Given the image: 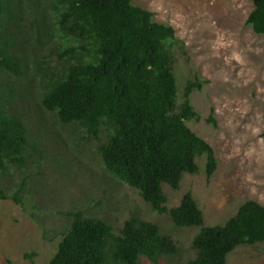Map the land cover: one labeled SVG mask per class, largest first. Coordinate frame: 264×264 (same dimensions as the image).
I'll use <instances>...</instances> for the list:
<instances>
[{
	"label": "trees",
	"instance_id": "1",
	"mask_svg": "<svg viewBox=\"0 0 264 264\" xmlns=\"http://www.w3.org/2000/svg\"><path fill=\"white\" fill-rule=\"evenodd\" d=\"M35 1L34 6L47 3L50 16H43L35 33L40 50L44 38L62 41L56 64L62 71L50 68L48 56L41 60L35 53L34 64L43 76L41 108L61 125L85 129L91 139L101 141L106 135L97 149L106 173L138 191L176 227L199 230L193 241L196 256L188 264H228L237 249L264 244V205L256 201L245 202L223 226H207L192 192L178 207H167L165 187L180 191L187 174L199 173L200 159H205L208 178L219 167L213 147L188 126L201 121L191 96L208 81H188L178 104L174 51H184L185 44L175 29L134 0ZM26 4L0 0V71L16 78L32 69L29 54H10L18 40L10 36L11 24L26 19ZM248 25L264 36V0H254ZM14 96V90L0 83V175H12V170L21 174L11 191L0 187V201L25 209L33 177L27 169L40 165L43 155L14 110ZM207 122L218 127L213 115ZM68 216L70 225L49 264H141L143 259L158 264L179 253L174 237L152 221L129 218L117 233L94 215L73 211Z\"/></svg>",
	"mask_w": 264,
	"mask_h": 264
},
{
	"label": "rangeland",
	"instance_id": "2",
	"mask_svg": "<svg viewBox=\"0 0 264 264\" xmlns=\"http://www.w3.org/2000/svg\"><path fill=\"white\" fill-rule=\"evenodd\" d=\"M32 1L36 3L26 0V19L10 28V36L18 37L10 54L16 52L23 58L29 54L32 69L21 78L0 71V83L14 90V110L32 142L39 145L43 161L27 169L33 177L25 209L0 201V264H49L73 211L102 218L117 233L129 218L152 221L179 245L176 256L158 264H188L196 256L193 241L199 230L176 227L169 215L154 211L138 191L106 173L97 150L106 135H101V141L91 139L85 129L61 125L41 108L43 76L34 64L35 53L41 60L48 56L50 68L62 71V66H56L57 46L62 41L44 38V50H40L35 33L43 16H50L47 3L36 4L37 11ZM134 5L172 26L185 44L184 51L178 47L174 51L178 104L184 101L188 81H208L191 96L201 121L188 122V126L213 147L219 167L208 178L205 159H200L199 173L187 174L180 191L165 187L167 207H178L183 196L192 192L207 226H223L245 202L264 205V36L248 25L254 0H134ZM211 115L217 128L207 122ZM11 173L0 175L1 188L11 191L21 178L17 171ZM141 264L153 263L143 259ZM228 264H264V244L237 249Z\"/></svg>",
	"mask_w": 264,
	"mask_h": 264
}]
</instances>
